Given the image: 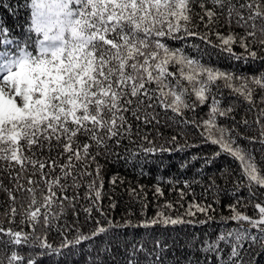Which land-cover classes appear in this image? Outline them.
I'll list each match as a JSON object with an SVG mask.
<instances>
[{
	"label": "snow or ice",
	"instance_id": "1",
	"mask_svg": "<svg viewBox=\"0 0 264 264\" xmlns=\"http://www.w3.org/2000/svg\"><path fill=\"white\" fill-rule=\"evenodd\" d=\"M27 6L31 17L25 39H15L0 25V190L8 198V207L0 215L16 225L0 224V264H43L42 257L62 256L64 250L95 241L118 227L167 228L215 221L214 205L223 189L211 176L202 185L205 193H212L211 203L207 196L204 202L195 200L192 186L202 184L196 177L185 180L179 190L175 188L179 181L169 180L171 190L178 191L181 208L187 196L193 197L182 213L172 216L160 210L138 224L114 223L100 206L101 157L135 161L143 170L163 163L165 153L171 156L189 147L211 145L209 154L193 155L181 168L201 161L200 175L219 158L228 157L238 170L225 168L221 176L226 181L233 177V194L244 188L255 197L264 190V107L258 108L254 121L258 136L237 130L249 125L246 118L233 126L219 123L220 119L235 121L236 108L233 103L224 105L223 89L242 99L250 110L257 107L258 93L259 104L264 105V0H30ZM200 25L203 34L196 30ZM233 26L243 31L238 33ZM189 37L216 50L218 60L226 57L234 62L232 70L203 62L212 55L207 48L169 43L186 42ZM185 47L197 55H189ZM237 47L242 51L237 53ZM247 68L255 70L246 74ZM205 106V116L197 118V109ZM173 125L176 134L165 135L162 129ZM186 126L197 130L199 144L189 143ZM241 139L261 145L260 161L254 149L241 145ZM124 141L133 147L125 146L122 155L116 149ZM5 178L11 187L5 185ZM116 182L117 177L110 181ZM129 191L140 194L135 188ZM25 192L27 203L21 202L18 208V194ZM155 194L164 195L159 185ZM82 200L88 203L81 204ZM226 207L229 215H221L220 222L235 227L214 238L193 235L186 247L207 255L203 261L188 259L187 264H258V256L264 254V201L253 203L251 198L237 196ZM249 207L253 215L241 210ZM146 208L143 203L142 214ZM163 208L172 209L173 204L166 202ZM79 209L86 220H92L95 209L107 223L96 219L91 231L82 232L77 226ZM69 210L76 222L61 225ZM50 230L61 237L58 246L48 241ZM168 247L156 240L149 252L143 245L132 244L125 249L126 264H141V253L144 264H164ZM23 249L33 251L25 255Z\"/></svg>",
	"mask_w": 264,
	"mask_h": 264
},
{
	"label": "trees",
	"instance_id": "2",
	"mask_svg": "<svg viewBox=\"0 0 264 264\" xmlns=\"http://www.w3.org/2000/svg\"><path fill=\"white\" fill-rule=\"evenodd\" d=\"M30 0H0V5H10L9 8L0 6V25L6 26L11 35L17 40L25 39L29 34L26 29L30 27V17L31 9L27 6ZM211 7V4L208 5ZM197 11L199 9L197 8ZM223 23V20H221ZM234 30L238 33L242 32V29L235 28ZM201 34L205 31L203 25H200L198 29ZM221 31L227 32V28H221ZM33 39L35 34H31ZM215 41V36L211 37ZM173 47H183L186 44H197L200 45L202 49L207 48V51L212 53L211 57L205 56L203 62L211 63L214 66H218L224 70H232V64L234 62L227 60L226 57L217 59L216 57L220 55L216 50L212 49L210 46L204 45L197 37H189L186 42H169ZM186 53L191 56H196L197 53L191 48L185 47ZM237 53L241 52L242 49L237 47L235 49ZM259 66V65H257ZM254 68H247V73H252ZM224 93V105L227 106L229 103H233L236 111L233 113L235 116V121L220 119L219 123L223 125L233 126L237 124L242 119H247L249 121L248 126L240 125L237 130L243 131L247 136H258L259 127L254 123L258 116V108L264 107V105L259 104L260 94L256 96L257 107L250 110V106L244 103L242 99L231 96L227 89H223ZM208 111L207 106L197 109L196 117H204ZM191 118L192 113H188ZM264 123V120H262ZM176 126L173 125L172 128H164L162 131L165 135L176 134ZM184 135H186L189 143H200V136L194 127L186 126ZM183 142V138L181 139ZM242 146L254 149V154L258 161L261 160L262 153L260 152L261 145L256 143L250 145L247 140L241 139L239 141ZM133 147L127 144V141L121 145L120 148L116 149L118 153L122 155L124 153V148ZM214 146L202 145L200 147H189L182 152H174L171 156L167 153L164 154L163 163H152L144 166L143 170L135 163V161H129L125 163L124 159L110 156L107 159L101 157L100 163L103 165V198L100 202V206L103 211L107 214V219L112 220L114 223L123 224L125 220H131L133 224H138L145 219H151L156 216L157 212L160 210L168 212L172 216H176L178 213H182L185 208L188 207L189 201L193 200L192 196H187L184 203V208H181L177 203L178 191H172L173 185L167 183L169 180L179 181L175 184V188L179 190L183 187V182L185 180L191 181L193 177L201 180L202 184H193L192 190L195 192V200L198 202H204L205 196H207V202H212V193H205L204 187L208 183V178L211 176L217 177V183L223 189L219 195V202L214 205L217 212L215 213L216 219L213 222L205 225H183L176 227H162L157 225L155 227H118L110 230L106 235L98 237L95 241H88L80 245L79 247L72 249L71 251L64 250V255L62 256H45L41 259L43 264H126L127 253L125 249H130L132 244H136L138 247L143 245L147 251H151L154 248L156 240H160L163 244L168 245V250L164 253V264H187L188 259L199 258L203 261L207 254L196 253L195 251L190 252L186 247L187 242L191 240L193 235L198 238L205 236L215 237L217 233L223 232L226 228L235 227V224H223L220 222L219 217L221 215H229L226 205L229 203H235L237 196L244 197L245 199L251 198L253 203L264 201V195L261 192L264 190H259L255 197H250L247 189L241 188L235 194H233V177H229L226 181L222 176L221 172L225 169H236L238 170V164L233 162L228 157L219 158L215 165L209 168H205L202 174L197 175L198 170L202 167L201 161H195L193 164L187 168L182 169L181 164L190 159L193 155H207L209 154ZM264 166V165H262ZM143 171L144 174H141ZM235 175V174H234ZM113 177H117V182L115 185L111 184L110 181ZM123 181V183H121ZM5 185H9L7 178L4 179ZM26 184V181L24 182ZM159 185L164 192L162 197H158L155 194V186ZM140 186H143V192H140ZM135 188L139 194H130V189ZM83 189H81V195H83ZM146 194V200L144 199ZM19 199L17 201V207L19 208L20 203H27L28 194L21 193L18 194ZM39 197V193H37ZM111 198V199H110ZM7 194L0 190V214H2L8 207L7 204ZM115 203L116 207L110 208V203ZM166 202H171L173 204L172 209H164L163 205ZM87 201H81V204H86ZM146 203L147 208L144 209L142 214V204ZM246 211L248 215H253V209L251 207L247 209H241ZM80 215L77 226L82 232H89L95 226L94 221L99 219L101 223L106 224L107 221L104 217L100 216L99 212L93 209L92 220L85 219V213L82 209H79ZM197 218H203L197 214ZM17 221H19V216H17ZM76 222L75 217H73L71 210H69L66 216L60 221V224H67L71 226ZM0 224H3L5 228L16 227V225H9L7 219L0 215ZM27 230V229H25ZM38 232H43L42 227L37 228ZM254 231V230H253ZM73 233L68 234V238L71 239ZM48 241L53 244V246H58L61 242V237L57 234L55 230H50L48 233ZM6 239V237H5ZM111 249L109 252H105L104 249ZM0 250H3V245H0ZM33 250L23 249V254L28 255L29 252ZM99 251V255L97 254ZM141 264L145 262V255L141 253L138 257ZM154 259V257H153ZM212 264H215L213 261ZM258 264H264V254L258 256Z\"/></svg>",
	"mask_w": 264,
	"mask_h": 264
},
{
	"label": "rangeland",
	"instance_id": "3",
	"mask_svg": "<svg viewBox=\"0 0 264 264\" xmlns=\"http://www.w3.org/2000/svg\"><path fill=\"white\" fill-rule=\"evenodd\" d=\"M34 39H35V37H34Z\"/></svg>",
	"mask_w": 264,
	"mask_h": 264
}]
</instances>
